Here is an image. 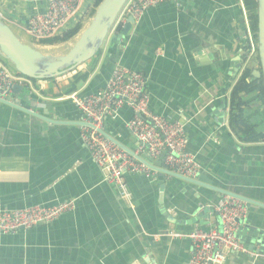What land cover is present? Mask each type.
Instances as JSON below:
<instances>
[{
	"label": "crops",
	"instance_id": "crops-1",
	"mask_svg": "<svg viewBox=\"0 0 264 264\" xmlns=\"http://www.w3.org/2000/svg\"><path fill=\"white\" fill-rule=\"evenodd\" d=\"M46 9L47 0H0L1 19L26 43L32 40L28 19ZM119 34L109 32L84 82L73 77L87 63L63 80L24 76L23 90L13 91L12 99L43 109V116L0 102V201L8 208L74 201L54 221L0 231V264H187L193 251L187 234L220 226L221 190L255 200L247 222L264 230V142L240 140L229 124L231 90L252 59L249 52L243 57L253 37L244 1L169 0L148 9L116 42ZM117 64L146 75L152 111L186 124L199 176L217 189L159 172L125 171L130 197L122 198L105 181L106 171L82 142L83 115L69 96L101 91ZM133 116L124 105L105 118V131L135 151L137 140L126 126ZM260 249L230 252L226 264H264Z\"/></svg>",
	"mask_w": 264,
	"mask_h": 264
},
{
	"label": "built area",
	"instance_id": "built-area-1",
	"mask_svg": "<svg viewBox=\"0 0 264 264\" xmlns=\"http://www.w3.org/2000/svg\"><path fill=\"white\" fill-rule=\"evenodd\" d=\"M85 1L47 0L46 11L35 12L28 19L25 32L34 41L63 34L71 23L79 21V13ZM166 1L169 0H127L110 31H117L130 15L138 23L148 9ZM249 42L252 46L249 53L251 59L256 43L253 37ZM75 72L76 69L57 79H67ZM26 79L28 78L13 72L7 61L0 56V99L11 101L14 86H24ZM146 84L144 73L117 64L104 89L87 96H79L77 93L69 96L83 115L80 126L83 144L90 151L94 162L106 171L105 181L114 185L122 198L130 197L125 171L147 175L158 172L104 134L105 118L108 115H119L124 105L130 106L134 113L126 126L137 140L138 146L134 151L136 155L152 164L160 162L161 168L187 178L197 179L200 175L198 156L188 149L186 124L180 119H171L152 111ZM73 207V200L22 208H8L0 201V231L14 233L48 223L71 211ZM215 209L219 214V227H196L187 234L193 246L192 256L187 264H226L230 252H248V248L237 237V219L247 218L246 202L232 195H225Z\"/></svg>",
	"mask_w": 264,
	"mask_h": 264
},
{
	"label": "water",
	"instance_id": "water-1",
	"mask_svg": "<svg viewBox=\"0 0 264 264\" xmlns=\"http://www.w3.org/2000/svg\"><path fill=\"white\" fill-rule=\"evenodd\" d=\"M127 0H102L96 9L94 16L91 19L90 25L83 30L78 36L77 41L69 49V51L62 55H48L44 53L41 49L24 42L10 27L9 24L4 22L0 17V56L5 60L10 61L16 71L31 79H52L58 77L64 73L70 72L83 64L90 61L93 57L97 55L99 49L103 46V43L119 15L121 9L125 5ZM134 19L133 16H129L127 21L123 24L120 34L114 35L113 39L118 42L123 37L127 36L133 26ZM257 38H258V55L260 59V66L254 69L253 74L255 77L264 78V0H258V25H257ZM20 88L21 92L23 86L16 84L14 86V92ZM1 103L10 105L12 107L22 109L31 112L35 115L43 116V109H38L35 105H29L28 103L18 100H3L0 99ZM212 112L220 116V121H222L223 116L221 110L215 107L213 104L209 105ZM222 108V107H220ZM49 109V105H47ZM42 112V113H41ZM104 134L110 139L118 143L122 148L128 151L133 156H136L139 160L146 162L149 166L158 170L161 174H167L174 177H179L181 179L191 181L193 183L204 184L206 182L199 176L197 179L187 178L176 173H172L166 169L160 167V162L152 164L151 161L136 155L133 150L128 149L123 146L116 139L112 138L106 131ZM205 186L207 184H204ZM212 189H217L212 185H207ZM221 190V189H220ZM224 191V195H232L246 202L247 207L252 204H256L255 200L243 196L240 193H234L229 190ZM162 202V201H161ZM203 208V206H201ZM200 208V209H201ZM208 209H203L205 212ZM209 211H214V208L210 206ZM165 215L168 214L167 211L164 212ZM219 215L218 213H216ZM170 216V215H169ZM237 222L239 224L237 230V237L243 242L246 247L250 250H257V246L261 245L263 249L259 251L264 252V230L259 227H255L247 222V218H238Z\"/></svg>",
	"mask_w": 264,
	"mask_h": 264
},
{
	"label": "trees",
	"instance_id": "trees-1",
	"mask_svg": "<svg viewBox=\"0 0 264 264\" xmlns=\"http://www.w3.org/2000/svg\"><path fill=\"white\" fill-rule=\"evenodd\" d=\"M102 0H86V4L83 5L80 11L81 19L85 15H90L93 9V15L96 12V8L99 6ZM245 7L249 13V18L252 28L253 40L256 43V50L252 55V59L244 67L241 75L239 76L236 84L233 86L230 95V114L229 124L232 131L238 138L244 142H264V78L263 76L257 78L254 76L253 71L255 66L250 62L255 61L254 55L257 56L258 65L260 66V59L258 55V38H257V25H258V0H243ZM92 14L90 16H93ZM77 21L71 23L67 30L63 34H59L52 38L43 39L40 41H33L39 45H54L69 40L73 34L76 36L83 30L85 21L79 23L74 27ZM74 24V25H73ZM122 27H119V31ZM252 49L251 43L245 45L246 53L243 56L245 59L248 57ZM101 50L87 62L88 69L83 72H79L73 77L74 82L86 81L91 72L94 70V66L97 64ZM20 74V73H19ZM21 76H24L20 74ZM34 80V79H33ZM250 96L253 98L250 99ZM247 109H250L247 113Z\"/></svg>",
	"mask_w": 264,
	"mask_h": 264
},
{
	"label": "rangeland",
	"instance_id": "rangeland-1",
	"mask_svg": "<svg viewBox=\"0 0 264 264\" xmlns=\"http://www.w3.org/2000/svg\"><path fill=\"white\" fill-rule=\"evenodd\" d=\"M91 14L93 15V9H92V12H90V15ZM90 15L89 16L85 15L83 19H79V21H77L75 25L73 24L74 27L77 26L79 23L81 24L83 21H85V25H84V28H85L90 23V20L94 16V15L93 16H90ZM15 33H16V31H15ZM19 37L22 38L21 36H19ZM77 39H78V35L76 36V34L74 33L73 36L69 40L62 42V43L54 44V45L43 46V45H39L38 43H34L33 41H31L29 44H32L33 46L41 49L44 53H46L48 55H62V54H65L69 51V49L73 46V44L77 41ZM24 42H26V41L24 40ZM254 57H255V61L250 62V64L255 66L256 68H258L259 65H258L257 56L254 55ZM6 61L8 63V66L10 67V69L13 72H16L14 65L10 61H8V60H6Z\"/></svg>",
	"mask_w": 264,
	"mask_h": 264
},
{
	"label": "bare ground",
	"instance_id": "bare-ground-1",
	"mask_svg": "<svg viewBox=\"0 0 264 264\" xmlns=\"http://www.w3.org/2000/svg\"><path fill=\"white\" fill-rule=\"evenodd\" d=\"M90 23H91V20H90ZM90 23H89L88 25H90ZM88 25H87V26H88ZM87 26H86V27H87ZM86 27H85L83 30H85ZM83 30H82V31H83ZM82 31H81V32H82ZM81 32H80V33H81ZM80 33L78 34V36L80 35Z\"/></svg>",
	"mask_w": 264,
	"mask_h": 264
}]
</instances>
